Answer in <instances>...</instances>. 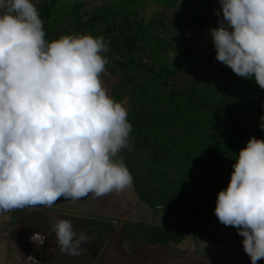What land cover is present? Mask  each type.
Instances as JSON below:
<instances>
[{"label":"clouds","instance_id":"1","mask_svg":"<svg viewBox=\"0 0 264 264\" xmlns=\"http://www.w3.org/2000/svg\"><path fill=\"white\" fill-rule=\"evenodd\" d=\"M218 2L215 59L264 90V0ZM43 25L32 0H0V211L99 198L133 183L119 155L134 150L133 125L101 79L109 42L90 34L48 41ZM235 161L214 212L236 228L257 264L264 259V140L250 137ZM48 231L73 256L90 239L68 219L54 218Z\"/></svg>","mask_w":264,"mask_h":264},{"label":"trees","instance_id":"2","mask_svg":"<svg viewBox=\"0 0 264 264\" xmlns=\"http://www.w3.org/2000/svg\"><path fill=\"white\" fill-rule=\"evenodd\" d=\"M32 2L44 21L45 39L90 34L109 42L106 66L115 77L112 98L127 105L133 151L119 155L133 176L141 202L155 211L205 217L219 191L227 188L232 165L250 137L264 140V90L237 76L214 54L185 47L167 37L160 14L143 15L138 0L89 7L75 2L65 19H53L58 0ZM185 9L181 29L218 27V0H168ZM194 73L182 89L175 80ZM219 72L221 79L215 78ZM209 210V212H207ZM208 219V220H207ZM187 232L149 223H127L121 240L146 246L181 245Z\"/></svg>","mask_w":264,"mask_h":264},{"label":"rangeland","instance_id":"3","mask_svg":"<svg viewBox=\"0 0 264 264\" xmlns=\"http://www.w3.org/2000/svg\"><path fill=\"white\" fill-rule=\"evenodd\" d=\"M84 2L89 7H99L105 3H117L121 0H58L52 9L53 19H65L71 13L75 2ZM168 0H138V5L143 9V15L150 19L155 14H160L167 28V37L173 42L180 43L185 47L197 49L207 54H214V48L210 31L199 32L195 30L181 29V21L185 18V9L178 3L174 7H167ZM40 3L41 0H35ZM220 8V5H219ZM194 73L201 71H191L186 77H180L175 83L182 89L186 80ZM215 78L220 80V73L215 74ZM102 84L108 94L112 97V88L116 82L115 77L106 66V72L102 74ZM222 80V79H221ZM124 107L128 111L127 105ZM139 197L134 189L133 183L130 187L120 192H113L103 197L96 198L91 193L87 197L79 200L63 199L58 200L52 207L35 206L40 209L51 211H62L66 214L75 215H95L99 218H112L127 210V205L132 203L131 209L138 208ZM213 202H216L213 201ZM145 204V203H143ZM216 204L210 207L211 217L204 221L205 217L189 216L171 211H155L145 204L143 206L147 213L138 215L139 221L167 227L171 229H181L187 232V237L177 252L165 254L170 263L174 264H251L249 256L244 252L243 237L237 234V230L231 226H224L217 219L214 209ZM12 211H0V264L4 261V247L7 244L10 234L9 221ZM209 212V210L207 211ZM117 214V215H116ZM128 217L132 219L131 214ZM152 258V257H150ZM148 257L147 261L150 259ZM165 261V260H164ZM160 259L153 257L149 262L154 264H167ZM257 264H264V259L257 261Z\"/></svg>","mask_w":264,"mask_h":264},{"label":"crops","instance_id":"4","mask_svg":"<svg viewBox=\"0 0 264 264\" xmlns=\"http://www.w3.org/2000/svg\"><path fill=\"white\" fill-rule=\"evenodd\" d=\"M143 206L141 200L136 209H131L132 203H129L128 211L112 218L66 214L38 207L13 209L3 264H154L149 262L153 257L174 264L165 254L177 252L181 245L163 248L121 240L125 224L144 222L138 217L147 213ZM130 214L132 219L128 217ZM54 218L70 220L78 233L83 231L90 238L82 245L84 251L80 255H68L59 250L54 234L48 231ZM148 257L152 258L147 261Z\"/></svg>","mask_w":264,"mask_h":264}]
</instances>
